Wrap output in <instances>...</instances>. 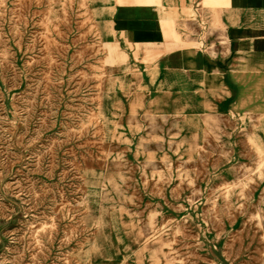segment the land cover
<instances>
[{"label":"rangeland","instance_id":"rangeland-1","mask_svg":"<svg viewBox=\"0 0 264 264\" xmlns=\"http://www.w3.org/2000/svg\"><path fill=\"white\" fill-rule=\"evenodd\" d=\"M104 2L0 0V264H264L261 58Z\"/></svg>","mask_w":264,"mask_h":264},{"label":"crops","instance_id":"crops-1","mask_svg":"<svg viewBox=\"0 0 264 264\" xmlns=\"http://www.w3.org/2000/svg\"><path fill=\"white\" fill-rule=\"evenodd\" d=\"M202 1L105 0L103 4L110 7L109 23L116 36L147 43L158 39L169 43L173 36H167L166 32L173 30V22H185L180 16L183 9L192 7L197 17H200L201 12L211 13L215 20L222 23L223 37L235 39L233 41L239 47L250 48V54L260 57L264 64V0ZM174 66L171 59L164 61L158 69L173 70ZM181 69H184V65Z\"/></svg>","mask_w":264,"mask_h":264}]
</instances>
